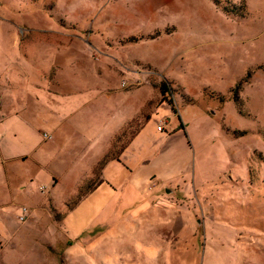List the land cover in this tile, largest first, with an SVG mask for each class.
<instances>
[{"label": "rangeland", "instance_id": "374dc122", "mask_svg": "<svg viewBox=\"0 0 264 264\" xmlns=\"http://www.w3.org/2000/svg\"><path fill=\"white\" fill-rule=\"evenodd\" d=\"M4 100L0 264H264V0H0Z\"/></svg>", "mask_w": 264, "mask_h": 264}, {"label": "crops", "instance_id": "0c3cea01", "mask_svg": "<svg viewBox=\"0 0 264 264\" xmlns=\"http://www.w3.org/2000/svg\"><path fill=\"white\" fill-rule=\"evenodd\" d=\"M27 54L24 52V57H22V61H24L23 63V66H20L19 67V70H20V74L22 75L23 79L24 77H27L29 76V73H26V68L27 66L30 64L28 61H27ZM30 59V58H29ZM21 61V60H20ZM28 74V75H27ZM38 100V99H37ZM20 101L19 102V106L20 108H18L16 105H15V102L16 101H13V100H4L2 103H0V112L2 114H5L2 118H0V123L1 122H10L11 120H14V119H20L18 118L19 116L24 119L26 118V115L30 116L32 115L31 111L29 110V107H30V103L32 104V102H25V101H22V100H18ZM1 102V101H0ZM3 106H4V109H3ZM5 107L7 108H10L8 109L7 111H5ZM36 116V113L34 114ZM70 115L64 117L61 122L63 123L66 119H69ZM59 125H60V121H59ZM122 130V129H121ZM120 130V131H121ZM51 138L53 139L52 135H50ZM112 152L111 149H107L105 151V155H110ZM124 153V152H123ZM122 153V154H123ZM121 154V156H122ZM32 159V157H30V155H19L17 157H6L3 155V152L1 151L0 152V165L3 166V168L6 170L7 167L9 166H14L16 165L17 163H20L22 162V164H24V162H26L27 160L29 159ZM118 158V157H116ZM33 160V159H32ZM117 160V159H116ZM115 158L111 157L110 161H116ZM119 160V159H118ZM35 163V165L37 166V163L35 161H33ZM96 164V163H95ZM7 171V170H6ZM16 198H18V196L16 195Z\"/></svg>", "mask_w": 264, "mask_h": 264}, {"label": "trees", "instance_id": "16d2710c", "mask_svg": "<svg viewBox=\"0 0 264 264\" xmlns=\"http://www.w3.org/2000/svg\"><path fill=\"white\" fill-rule=\"evenodd\" d=\"M161 92L163 93V94H165L166 93V86H165V84H163L162 85V87H161ZM108 158H109V156H108ZM118 160V158H115V160ZM91 186L94 188V186L95 185H93V184H91ZM90 186V190H93V188ZM96 187V186H95ZM97 187H98V185H97Z\"/></svg>", "mask_w": 264, "mask_h": 264}, {"label": "built area", "instance_id": "2783aa9c", "mask_svg": "<svg viewBox=\"0 0 264 264\" xmlns=\"http://www.w3.org/2000/svg\"><path fill=\"white\" fill-rule=\"evenodd\" d=\"M45 137L48 139V136H47V135H46ZM50 138H51V137H50ZM24 218H25V217H22L21 219H24Z\"/></svg>", "mask_w": 264, "mask_h": 264}]
</instances>
